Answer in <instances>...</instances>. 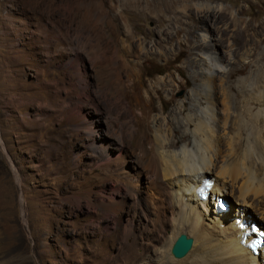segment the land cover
Here are the masks:
<instances>
[{"label": "rangeland", "instance_id": "obj_1", "mask_svg": "<svg viewBox=\"0 0 264 264\" xmlns=\"http://www.w3.org/2000/svg\"><path fill=\"white\" fill-rule=\"evenodd\" d=\"M145 1L0 0L1 264L124 262L120 248L142 244L137 224L153 209L130 185L136 170L142 186L150 175L154 130L176 142L170 151L192 149L199 127L215 129L212 113L264 137V0ZM205 4L213 8L198 13ZM201 34L217 45L195 49ZM209 55L224 72L213 74L212 97L194 63L202 56L207 68ZM220 131L224 144L241 137L251 147L246 124L241 136ZM224 188L237 207L234 185ZM120 201L115 226L105 209ZM249 212L264 226L261 212Z\"/></svg>", "mask_w": 264, "mask_h": 264}, {"label": "bare ground", "instance_id": "obj_2", "mask_svg": "<svg viewBox=\"0 0 264 264\" xmlns=\"http://www.w3.org/2000/svg\"><path fill=\"white\" fill-rule=\"evenodd\" d=\"M153 1L155 2L154 6H158L156 9H160L164 0ZM129 3L137 4L136 6L139 8L141 4L145 5L149 2L129 0ZM164 5H166L164 10H167V13H172L174 7H170L169 10L167 4ZM211 8L213 7L205 4L196 6L195 9L199 10L198 13H200V10H204V14H207ZM202 19V17H196L194 20L200 22ZM194 42V48L203 52L205 50L210 51L212 46L217 45L206 34L199 35V40ZM211 54L216 55L218 53L213 51ZM202 56H199V60L194 63L199 65L201 72L207 76V82L212 90L210 97H212L216 95L217 91L213 74L224 72L219 60L210 55L208 61L211 65L206 68V58ZM259 97L264 101V95ZM235 118L233 122H230L229 119L231 118L221 121L211 113L209 119L216 123H214L215 129H207L206 124V129H204V126L203 128L199 127L197 134L201 136V143L205 146L200 141L194 140L192 149L183 147L179 151H170L169 148L175 146L176 142L164 139L156 130L153 131L156 152L151 153L145 164V168L150 172V175H146L145 179L142 178L144 180V186H142L139 178L143 171L136 170L132 174L135 181L130 185L136 202L140 203L142 193H144L147 198H151L150 204L153 209L142 213L147 218L145 223L137 224V227L141 228L142 244H135L136 242H134L133 248L130 250L120 248L119 253L124 255V262L121 264L262 263L261 259L264 257V252L259 254V252L250 251L245 246L246 239L243 233L249 223L254 220L249 209L253 208L261 212L263 215L260 218L264 221V137H261V132L253 125L245 123L247 130H250L248 141L250 140L251 147L241 148L243 142L241 137H238L237 143L230 137V142L228 143L225 140L224 144L220 130L223 131L224 135L234 130L237 136H241L243 129H245V124L241 123L238 116ZM260 118L261 114H259L257 120ZM175 132L176 129H172V135ZM184 135L186 136L183 133L182 138H186ZM151 151H153V148ZM219 163L221 165L214 173V179L208 178L207 174H213L214 168H217ZM203 180L210 183V189L206 197L199 198L197 189L201 186ZM224 183L234 185L237 191V197L234 200L237 206L235 208L225 197ZM218 198L225 199L227 204L225 211H215L213 209V204ZM124 202L120 201L116 206H114V203V207L111 205V207L106 206L107 203L105 205L107 207H105V211L111 214L110 219L115 226L120 225V218H117L116 215L121 216L120 212L125 208ZM140 205L137 206L140 207ZM231 214L232 216L235 215L233 219L229 218ZM134 215V218H136L138 212H135ZM260 223H257L258 226L264 230L263 223ZM105 230L109 231L108 225H106ZM123 233V243H126L129 238L127 230L124 229ZM182 233L194 237L191 244L193 248L191 246L192 250L190 249V254L186 258L174 260L170 256L169 248L176 237ZM113 234V231L105 232L103 238H111ZM0 261L2 263V258H0ZM113 262L115 261L113 260Z\"/></svg>", "mask_w": 264, "mask_h": 264}, {"label": "water", "instance_id": "obj_3", "mask_svg": "<svg viewBox=\"0 0 264 264\" xmlns=\"http://www.w3.org/2000/svg\"><path fill=\"white\" fill-rule=\"evenodd\" d=\"M3 153L5 154L4 151ZM19 200L21 201V195L19 196ZM22 221L24 222V220ZM191 244H192V240L190 238H187L183 234L178 235L174 240V242L172 243L169 250L171 257L174 259L182 258L190 250Z\"/></svg>", "mask_w": 264, "mask_h": 264}, {"label": "trees", "instance_id": "obj_4", "mask_svg": "<svg viewBox=\"0 0 264 264\" xmlns=\"http://www.w3.org/2000/svg\"><path fill=\"white\" fill-rule=\"evenodd\" d=\"M158 74V73H157Z\"/></svg>", "mask_w": 264, "mask_h": 264}]
</instances>
